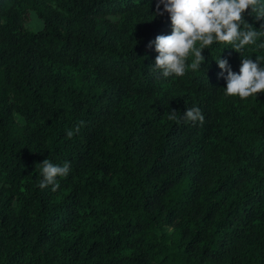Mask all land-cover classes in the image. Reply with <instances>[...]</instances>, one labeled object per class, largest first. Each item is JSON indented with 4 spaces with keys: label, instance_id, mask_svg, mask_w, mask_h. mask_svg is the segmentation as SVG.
<instances>
[{
    "label": "trees",
    "instance_id": "trees-1",
    "mask_svg": "<svg viewBox=\"0 0 264 264\" xmlns=\"http://www.w3.org/2000/svg\"><path fill=\"white\" fill-rule=\"evenodd\" d=\"M155 13L156 0H0V264H264V92L223 95L215 59L239 73L242 58L215 37L199 69L153 71L148 44L172 32ZM193 106L202 125L182 119ZM48 158L71 163L56 191L37 186Z\"/></svg>",
    "mask_w": 264,
    "mask_h": 264
},
{
    "label": "clouds",
    "instance_id": "clouds-1",
    "mask_svg": "<svg viewBox=\"0 0 264 264\" xmlns=\"http://www.w3.org/2000/svg\"><path fill=\"white\" fill-rule=\"evenodd\" d=\"M250 10V11H249ZM168 14L172 23L170 35H158L148 47L155 45L158 53L153 71L164 78L183 77L186 69L197 70L205 63L202 55L204 46L211 45L215 37L217 42L234 49L241 55L240 72H234L227 59H215L221 72L219 77L227 81L223 87L226 97L239 96L247 98L253 94L264 92V56H256L255 61L245 57V46L256 45L264 49V42L257 41L264 37V25L256 29L244 18L245 14L255 20H264V0H156L157 16ZM201 42L200 48H195L196 42ZM194 50L195 59L188 64L186 58ZM226 73V75H225ZM170 121L180 122L177 111L165 113ZM182 119L195 125L204 122V116L199 107H188ZM84 125L80 121L73 129H66L67 138L78 134ZM39 170L37 186L40 189L51 186L52 191L59 189L58 178H66L71 169V163L65 161L62 165L53 163L49 158L36 164Z\"/></svg>",
    "mask_w": 264,
    "mask_h": 264
},
{
    "label": "rangeland",
    "instance_id": "rangeland-1",
    "mask_svg": "<svg viewBox=\"0 0 264 264\" xmlns=\"http://www.w3.org/2000/svg\"><path fill=\"white\" fill-rule=\"evenodd\" d=\"M26 27L31 31H40L43 29L44 24L40 18L35 13H30L28 15ZM167 232H172L171 228L167 229Z\"/></svg>",
    "mask_w": 264,
    "mask_h": 264
}]
</instances>
